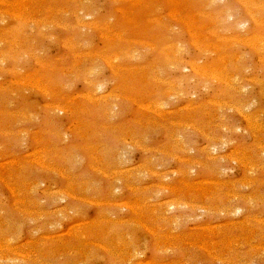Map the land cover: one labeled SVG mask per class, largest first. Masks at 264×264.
Returning a JSON list of instances; mask_svg holds the SVG:
<instances>
[{
  "label": "rangeland",
  "instance_id": "obj_1",
  "mask_svg": "<svg viewBox=\"0 0 264 264\" xmlns=\"http://www.w3.org/2000/svg\"><path fill=\"white\" fill-rule=\"evenodd\" d=\"M242 1L0 0V264H264Z\"/></svg>",
  "mask_w": 264,
  "mask_h": 264
},
{
  "label": "bare ground",
  "instance_id": "obj_2",
  "mask_svg": "<svg viewBox=\"0 0 264 264\" xmlns=\"http://www.w3.org/2000/svg\"><path fill=\"white\" fill-rule=\"evenodd\" d=\"M242 1V0H241ZM2 2V1H1ZM212 2V1H211ZM219 2V1H218ZM222 2V1H221ZM240 2V1H239ZM243 2V1H242ZM241 3V2H240ZM246 3L247 2H245V6H246ZM256 3V2H255ZM5 4V3H4ZM216 4V3H215ZM242 4V3H241ZM250 6V5H249ZM253 6H254V8H259V6H257V4L256 5H254V3H253ZM227 7V6H226ZM249 11V10H248ZM9 14V13H8ZM252 15L254 16V17H256V15H255V13H252ZM20 16V15H19ZM18 16V17H19ZM89 18V17H88ZM21 19V18H20ZM255 19V18H254ZM79 21V20H78ZM256 21H258V20H256ZM262 22V21H261ZM220 23V22H219ZM254 23V22H253ZM258 24V23H257ZM262 24V23H261ZM242 25V24H241ZM263 25V24H262ZM242 27V26H241ZM117 35V34H116ZM233 40V38H230V40ZM258 38H256L255 40L256 41H259V40H257ZM222 40H225V39H222ZM237 42H240L239 40H237ZM260 42V41H259ZM259 42L257 43H255V46H257L258 44H259ZM194 44V43H193ZM262 44V43H261ZM254 45V44H253ZM255 46H253V47H255ZM258 47V46H257ZM167 48V47H166ZM222 58V57H221ZM225 57H223V59H224ZM106 63H108V62H106ZM109 65H110V63H109ZM197 67V66H196ZM193 70V69H192ZM197 70H198V67H197ZM200 70V69H199ZM205 71V70H204ZM196 73L198 72V71H195ZM202 74H203V70H202ZM201 74V75H202ZM198 75H200L199 73H198ZM203 75H206V73H204ZM215 76V75H214ZM213 76V77H214ZM221 77V76H220ZM215 78V77H214ZM219 78V77H218ZM217 79V78H216ZM220 79V78H219ZM226 79V78H225ZM225 79H224V82H225ZM86 81V80H85ZM221 81V80H220ZM38 82V81H37ZM228 82V81H227ZM21 83V82H20ZM226 83V82H225ZM23 84H24V82H23ZM226 84H228V83H226ZM100 88V87H99ZM41 89V88H40ZM45 91V90H44ZM171 92V91H170ZM103 97H105V96H103ZM102 97V98H103ZM93 98V97H92ZM91 100V99H90ZM188 106V105H187ZM60 108V107H59ZM58 109V108H57ZM62 110V109H61ZM65 110V109H64ZM241 115V114H240ZM242 116V115H241ZM245 117V116H244ZM248 120V119H247ZM252 121V120H251ZM253 123V122H252ZM252 126H254V124L252 125ZM7 133V132H6ZM263 148V147H262ZM208 158V157H207ZM42 161V160H41ZM237 161V160H236ZM234 162V161H233ZM238 162V161H237ZM244 162V161H243ZM40 163H43V162H40ZM244 164V163H243ZM244 165H246V164H244ZM243 165V166H244ZM2 167V166H1ZM97 169V168H96ZM124 171V170H123ZM154 173V172H153ZM61 174V173H60ZM156 174V173H155ZM105 175V174H104ZM11 177V176H10ZM63 177V176H62ZM2 180V179H1ZM8 185V184H7ZM103 185V184H102ZM8 187V186H7ZM131 189V188H130ZM55 192V191H54ZM57 192V191H56ZM50 195V194H49ZM233 195V194H232ZM70 197H74V196H70ZM75 198V197H74ZM78 199V198H77ZM80 199V198H79ZM173 201V200H172ZM90 203H91V201H89ZM93 203V202H92ZM91 203V204H92ZM97 205H98V202H97ZM121 205V204H120ZM125 206H126V204H124ZM123 205V206H124ZM174 205V204H173ZM170 206V205H169ZM127 207V206H126ZM128 207H130V206H128ZM138 208V207H137ZM170 209H171V207H170ZM168 210V209H167ZM80 231V230H79ZM72 234H73V232H72ZM72 236V235H71ZM44 237V236H43ZM49 238V237H48ZM188 244V243H187ZM230 245H231V243H230ZM100 247V246H99ZM201 247V246H200ZM0 249H2V247L0 248ZM26 249V248H25ZM205 250V249H204ZM1 251V250H0ZM4 251V250H3ZM12 251V250H11ZM109 251V250H108ZM10 253V252H9ZM27 253V252H26ZM5 256V255H4ZM24 256V255H23ZM9 257V256H8ZM32 257V256H31ZM1 258V257H0ZM3 258V257H2ZM1 258V259H2ZM37 258V257H36ZM1 261V260H0ZM39 263V262H38ZM139 263V262H138ZM141 263V262H140ZM147 264V263H146Z\"/></svg>",
  "mask_w": 264,
  "mask_h": 264
}]
</instances>
